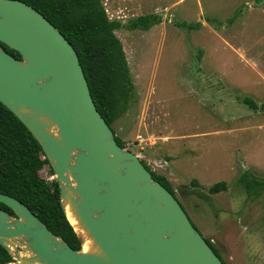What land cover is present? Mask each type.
<instances>
[{
	"label": "rangeland",
	"instance_id": "rangeland-1",
	"mask_svg": "<svg viewBox=\"0 0 264 264\" xmlns=\"http://www.w3.org/2000/svg\"><path fill=\"white\" fill-rule=\"evenodd\" d=\"M101 3L123 24L160 19L146 32H115L133 98L114 137L164 177L223 264H264V110L243 103H264V0ZM217 183L226 189L209 194Z\"/></svg>",
	"mask_w": 264,
	"mask_h": 264
},
{
	"label": "water",
	"instance_id": "water-1",
	"mask_svg": "<svg viewBox=\"0 0 264 264\" xmlns=\"http://www.w3.org/2000/svg\"><path fill=\"white\" fill-rule=\"evenodd\" d=\"M0 103L30 132L91 243L80 250L52 234L27 207L0 194L3 264H223L178 201L137 155L117 145L91 98L71 44L40 13L0 0Z\"/></svg>",
	"mask_w": 264,
	"mask_h": 264
},
{
	"label": "trees",
	"instance_id": "trees-1",
	"mask_svg": "<svg viewBox=\"0 0 264 264\" xmlns=\"http://www.w3.org/2000/svg\"><path fill=\"white\" fill-rule=\"evenodd\" d=\"M19 1L40 13L74 48L96 110L112 129L113 124L128 110L133 98L125 54L115 32L121 28L146 32L160 21L159 17L155 20L153 16L145 15L123 24L110 20L101 0ZM179 27L187 26L180 24ZM0 46L8 55L20 59L18 53L3 44ZM243 103L251 109L264 110V103L257 105L248 97L244 98ZM115 141L125 149L120 138L116 137ZM45 170L53 177L37 141L0 103V194L21 202L52 234L60 237L72 249L80 250V242L61 208L57 183L54 179L48 182L39 176ZM150 174L174 196L163 176ZM190 186L192 189L200 188L194 181ZM225 189L224 183H217L208 189V193L216 194ZM192 193L199 198H207L199 191L192 190ZM0 209L13 215L2 204ZM206 242L217 255L213 245ZM9 262L10 255L0 247V264Z\"/></svg>",
	"mask_w": 264,
	"mask_h": 264
},
{
	"label": "bare ground",
	"instance_id": "bare-ground-1",
	"mask_svg": "<svg viewBox=\"0 0 264 264\" xmlns=\"http://www.w3.org/2000/svg\"><path fill=\"white\" fill-rule=\"evenodd\" d=\"M66 215L68 217L69 222L73 226L74 230L77 232L78 235L83 237V245H82V250L83 252H89L91 250V243L90 241L86 238L85 232L81 230V228L78 225V222L76 221L75 217L73 216L70 207L66 205L65 207Z\"/></svg>",
	"mask_w": 264,
	"mask_h": 264
},
{
	"label": "crops",
	"instance_id": "crops-1",
	"mask_svg": "<svg viewBox=\"0 0 264 264\" xmlns=\"http://www.w3.org/2000/svg\"><path fill=\"white\" fill-rule=\"evenodd\" d=\"M163 9L166 11L167 9L163 7ZM169 9V8H168ZM165 19V18H164Z\"/></svg>",
	"mask_w": 264,
	"mask_h": 264
}]
</instances>
